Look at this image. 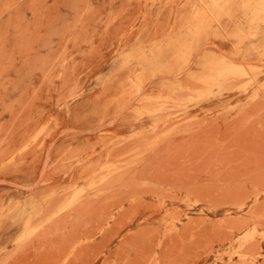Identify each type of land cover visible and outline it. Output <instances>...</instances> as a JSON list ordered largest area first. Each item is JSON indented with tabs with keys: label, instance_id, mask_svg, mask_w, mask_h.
<instances>
[{
	"label": "rangeland",
	"instance_id": "1",
	"mask_svg": "<svg viewBox=\"0 0 264 264\" xmlns=\"http://www.w3.org/2000/svg\"><path fill=\"white\" fill-rule=\"evenodd\" d=\"M0 264H264V0H0Z\"/></svg>",
	"mask_w": 264,
	"mask_h": 264
}]
</instances>
